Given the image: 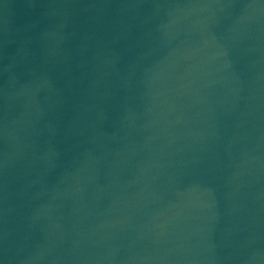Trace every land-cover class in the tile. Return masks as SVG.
I'll return each instance as SVG.
<instances>
[{"label":"water","instance_id":"water-1","mask_svg":"<svg viewBox=\"0 0 264 264\" xmlns=\"http://www.w3.org/2000/svg\"><path fill=\"white\" fill-rule=\"evenodd\" d=\"M0 264H264V0H0Z\"/></svg>","mask_w":264,"mask_h":264}]
</instances>
